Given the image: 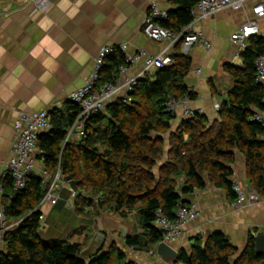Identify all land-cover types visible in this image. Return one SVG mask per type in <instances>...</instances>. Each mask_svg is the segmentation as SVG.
<instances>
[{
	"label": "trees",
	"instance_id": "1",
	"mask_svg": "<svg viewBox=\"0 0 264 264\" xmlns=\"http://www.w3.org/2000/svg\"><path fill=\"white\" fill-rule=\"evenodd\" d=\"M178 5L160 23L180 32L193 20L199 0H170ZM172 53L174 63L140 79L132 100L109 104L87 120L83 139L66 137L81 113L79 104L66 100L50 110L52 128L40 133L35 155L52 174L60 168L63 176L79 180L75 206L95 205L97 212H115L122 218H136L140 231L126 235V247L156 255L164 234L155 224L157 211L174 218L182 200L197 190L214 185L226 191L230 201L238 197L234 189L237 152L244 155L250 185L264 199V126L253 120L264 112V84L257 81L256 58L264 55V36L249 37L241 52L242 65L227 62L223 69L233 80L220 100L216 119L196 112L178 117L166 109L169 96L180 98L197 93L186 78L191 72V54L181 52L180 43ZM125 62L116 49L107 56L101 81L118 76ZM212 92L217 93L213 80ZM179 123L174 128V123ZM12 177L4 179L3 201L9 221L19 224L5 235L0 264H138L115 241L94 253H86L78 241L43 238L44 220L39 204L48 186L34 174L26 187L13 196ZM80 210V208H78ZM161 258V257H159ZM255 236L250 235L242 251L223 231L197 235L189 248L181 247L171 264H260Z\"/></svg>",
	"mask_w": 264,
	"mask_h": 264
},
{
	"label": "crops",
	"instance_id": "2",
	"mask_svg": "<svg viewBox=\"0 0 264 264\" xmlns=\"http://www.w3.org/2000/svg\"><path fill=\"white\" fill-rule=\"evenodd\" d=\"M48 1V6L40 9L34 0H0V175L12 155L14 123L19 112H34L66 101L87 81L94 56L103 44L126 42L132 51L143 49L151 54L166 45L151 40L143 32L150 0ZM159 5L168 11L178 7L170 0H159ZM251 6L249 2L246 10H222L200 24L212 48L207 50L202 45L192 48L193 63L186 83L198 95L191 105L202 109L211 119L218 116L214 103L225 98L233 85L223 65L236 63L238 58L242 63L230 36L247 16H252ZM259 34L264 36V18L259 20ZM211 79L217 87L216 94L214 89L212 92ZM178 123L179 119L174 128ZM35 166L38 170L44 167L37 155ZM234 168V181L243 187L250 185L245 157L240 152ZM188 197L197 203L201 215L170 243L178 250L189 248L197 235L220 230L242 251L251 234L264 232L263 198L235 208L226 191L214 185ZM3 205L0 195V207ZM78 208L75 191L63 188L55 205L46 204L42 208L46 213L40 230L43 238L78 241L89 254L115 241L138 264H169L157 254L125 246L122 227L127 235L140 231L136 218H122L115 212L98 213L95 205Z\"/></svg>",
	"mask_w": 264,
	"mask_h": 264
},
{
	"label": "built area",
	"instance_id": "3",
	"mask_svg": "<svg viewBox=\"0 0 264 264\" xmlns=\"http://www.w3.org/2000/svg\"><path fill=\"white\" fill-rule=\"evenodd\" d=\"M36 6L44 9L48 6V0H34ZM251 2L252 16H247L245 21L230 36V40L237 47V55L247 48L250 36L259 34V20L264 18V0H199L193 8V20L180 32L161 25V20H166L168 10L159 5V0L149 1V12L146 16L143 32L153 41L166 43L165 47L157 53H147L143 49L132 51L126 42H107L103 44L94 56L91 72L85 84L75 89L67 98L81 107V113L70 126L66 141L70 139H83L86 134V120L95 112L107 107L109 104L123 100L130 102L131 94L138 81L147 75H151L160 67L171 65L174 59L171 51L180 43L181 52L185 55L191 53L195 45H202L207 50L212 48V42L206 38L201 30V22L214 17L222 10L241 11L246 10L247 4ZM116 49H120L125 56V62L118 67V76L111 80L101 81V72L108 55ZM257 69V81L264 84V55H259L255 61ZM131 70H134L132 72ZM199 72L200 70H196ZM193 100L189 95L180 98L169 96L166 101L168 112L178 117H191L196 112L203 113L200 108H194ZM61 103L51 104L50 107L42 108L34 112L21 111L14 123V138L12 144V155L4 163L0 175V195L4 192V179L12 177L14 180L13 191L19 194L25 187L31 174L39 176L47 184L48 189L42 198L39 207L42 211L41 220L45 219L46 213L43 206L55 205L63 188L70 187L64 180L59 168L55 174L42 168L38 170L35 166V154L37 152L38 135L52 128L50 110L61 106ZM214 109H220V102L214 103ZM253 120L264 126V112H257ZM71 188V187H70ZM234 189L238 197L232 202L233 207H242L247 203L258 202L262 198L251 186L243 187L239 181L234 182ZM201 210L196 202L182 200L178 206L175 217L165 216L162 210L157 211L155 224L164 234L163 241L171 243L183 234L184 228L189 222L197 219ZM18 221V222H16ZM19 220L9 221L5 214L4 205L0 207V253L5 248L6 232L17 226Z\"/></svg>",
	"mask_w": 264,
	"mask_h": 264
},
{
	"label": "water",
	"instance_id": "4",
	"mask_svg": "<svg viewBox=\"0 0 264 264\" xmlns=\"http://www.w3.org/2000/svg\"><path fill=\"white\" fill-rule=\"evenodd\" d=\"M174 55L173 53L171 54ZM105 110L104 108L102 109ZM64 180L67 181L74 191L78 190L79 180L73 178L72 174L65 175ZM124 236L127 235V231L125 227H122ZM255 245L257 253L262 254L264 256V232L259 233L255 236ZM157 255L161 257V259L166 263H172L178 254V249L174 248L170 243L165 241H161L158 243L156 247ZM260 264H264V259Z\"/></svg>",
	"mask_w": 264,
	"mask_h": 264
},
{
	"label": "rangeland",
	"instance_id": "5",
	"mask_svg": "<svg viewBox=\"0 0 264 264\" xmlns=\"http://www.w3.org/2000/svg\"><path fill=\"white\" fill-rule=\"evenodd\" d=\"M240 61H241V60H240L239 58L236 59V61H235L236 63H235V64H237V65L240 66V65L242 64V63H240ZM69 185H70V184H69ZM70 187H71V185H70ZM71 189H72V187H71ZM45 217H46V216H45ZM16 222H18V221H16ZM19 222H20V221H19ZM18 224H19V223H18ZM169 264H171V263H169Z\"/></svg>",
	"mask_w": 264,
	"mask_h": 264
}]
</instances>
